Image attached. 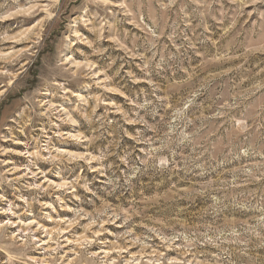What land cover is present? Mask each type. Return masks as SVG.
Masks as SVG:
<instances>
[{
    "label": "rangeland",
    "instance_id": "1",
    "mask_svg": "<svg viewBox=\"0 0 264 264\" xmlns=\"http://www.w3.org/2000/svg\"><path fill=\"white\" fill-rule=\"evenodd\" d=\"M0 264H264V0H0Z\"/></svg>",
    "mask_w": 264,
    "mask_h": 264
}]
</instances>
